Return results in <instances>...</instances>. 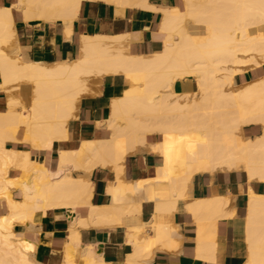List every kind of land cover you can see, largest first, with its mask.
<instances>
[{
	"label": "bare ground",
	"instance_id": "1",
	"mask_svg": "<svg viewBox=\"0 0 264 264\" xmlns=\"http://www.w3.org/2000/svg\"><path fill=\"white\" fill-rule=\"evenodd\" d=\"M80 1L21 0L26 7L18 8L25 20L43 18L54 24L60 19L70 36L68 25L78 16ZM115 1L123 8L145 4L146 9L147 4ZM152 8L161 13V52L130 53L136 34L83 35L79 58L51 67L11 56L17 12L0 8V89L9 94L0 108V264H39L36 245L14 231L17 225L33 226L37 214L67 210L77 219L84 209L90 224L107 227L121 225L124 216L137 218L146 204L168 217L189 213L197 256L214 261L218 223L232 219V201L221 193L191 200V183L204 174L234 172L245 174L248 184L245 264H264V193L250 186L264 184V0H180L172 8ZM251 69L257 79L239 86ZM109 75L124 76L129 87L112 101L109 117L98 123L107 136L70 143L68 125L90 91L87 78ZM190 82L196 84L194 92L176 91L177 84ZM24 87L31 90L28 106L11 95ZM251 128L260 129L255 138L246 132ZM151 136L160 137L150 150L163 165L152 178L126 183L122 177L128 155L145 147ZM56 144L60 147L52 168ZM107 164L115 166V179L107 188L111 201L95 206L89 176ZM72 224L64 264H76L81 244L77 224ZM146 226L152 236L141 239ZM133 230L127 264H143L141 258L150 262L158 246L168 251L180 246L177 231L166 220ZM97 255L86 248L85 264H103Z\"/></svg>",
	"mask_w": 264,
	"mask_h": 264
},
{
	"label": "crops",
	"instance_id": "2",
	"mask_svg": "<svg viewBox=\"0 0 264 264\" xmlns=\"http://www.w3.org/2000/svg\"><path fill=\"white\" fill-rule=\"evenodd\" d=\"M106 1L81 0L78 16L71 22L72 24L68 25L70 26L69 29L71 28L70 30L73 31L70 36H66V27L60 19L54 24H48L45 20L44 22L43 18L25 20L24 14L19 11V8H22L20 6L21 0H0V8L15 9L17 12L14 24L16 40L10 52L11 56L47 67L59 62H73L80 56L81 36L83 35L113 37L121 34H136L139 39L136 38L137 42L136 40L130 42L132 43L129 47L130 53L151 56L161 52L164 41V35L160 29L161 13L157 10H151L152 7L150 6L160 9L172 8L177 6L180 0H142L149 5L146 4V9L145 4L144 6L134 4L132 7L128 5L129 7L124 6L125 8H123L115 0ZM25 7L26 5L22 9ZM254 75L253 72V78H255ZM1 84L2 81L0 80ZM87 86L90 91L79 100L77 110L68 125L70 143L107 136V133L98 127V123L109 117L112 101L123 96L129 87V83L122 75H109L101 78L92 77L87 81ZM29 89V87H24L22 92L18 91V98H21L27 106L30 105L32 99ZM195 89L196 84L193 82L179 83L176 86L178 93L194 92ZM0 90V108H4L8 94L5 91L3 93L2 89ZM246 132L248 133V131ZM22 135L21 132L19 138ZM159 141V136H151L147 139L145 147H140L136 152L128 155L129 157L124 163V175L122 177L126 183L155 176L156 169L163 165V161L159 154L150 150V145H155ZM59 147V144L54 147V155L51 156L52 168L57 163L56 151ZM21 149L28 150L29 148L22 146ZM39 161L42 162L41 159ZM49 164L48 162L47 165L49 166ZM114 168L115 166L112 164H107L90 174L89 179L93 185V205L101 206L110 203L111 197L107 194V188L115 179ZM223 174L198 176L192 180L190 188L192 191L190 193L191 200L207 198L221 193L229 195L232 201V205L230 204V208H228L229 212L234 213L232 219L220 220L218 223L217 235L220 240L214 261L204 260L197 256L196 227L189 213L183 210L168 217L155 212L151 204H146L137 218L124 216L121 225L114 224L102 227L90 224L92 223L90 214L88 210L84 209L79 211V218L77 219L76 215H69L67 210H50L46 215L37 214L33 226L17 225L14 231L36 245L35 262L39 264H64L66 248L71 234L70 226L72 228V223L77 224L81 220V226L76 225L80 235L79 240L81 239V244L74 255L76 264L86 263L83 254L89 247H92L95 254H98L96 259L98 263L101 261L103 264H127L128 256L133 253V247L129 244L132 235L135 234L133 229L150 221L166 220L177 231L179 248L175 251H168L158 246L157 250L154 249L150 262L141 258L140 263L245 264L247 245L242 230L246 217L248 184L246 178H241L237 174L235 176L230 173ZM250 186L255 192L262 189L257 193H264V184L256 183ZM2 213H5V210H2ZM139 236L141 239L142 236L143 238L149 237L152 236V232L146 226Z\"/></svg>",
	"mask_w": 264,
	"mask_h": 264
},
{
	"label": "rangeland",
	"instance_id": "3",
	"mask_svg": "<svg viewBox=\"0 0 264 264\" xmlns=\"http://www.w3.org/2000/svg\"><path fill=\"white\" fill-rule=\"evenodd\" d=\"M263 70H264V66H263ZM88 80H90L89 78H87ZM255 79H257V78H253V70L251 69V70H248L247 72H246V74L244 75V77H243V81L242 82H240V84H239V86H243V85H245V84H248V83H250V82H252L253 80H255ZM30 90V89H29ZM31 91V90H30ZM7 93V92H6ZM8 94V93H7ZM9 95V94H8ZM11 95H16L17 97H18V95H19V93H18V91H12V93H11ZM248 131V135H249V137H251V138H255V136H257L259 133H260V129H258V128H253V129H248L247 130ZM255 131V132H254ZM259 131V132H258ZM256 133H258V134H256ZM235 174H237L238 176H240L241 178H246V176H245V174H243L242 172H235V173H231V175L232 176H235ZM258 191H262V189H259ZM246 204H247V200H246Z\"/></svg>",
	"mask_w": 264,
	"mask_h": 264
}]
</instances>
